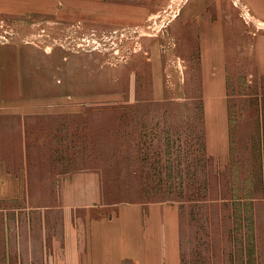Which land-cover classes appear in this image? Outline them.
<instances>
[{
	"label": "rangeland",
	"instance_id": "1",
	"mask_svg": "<svg viewBox=\"0 0 264 264\" xmlns=\"http://www.w3.org/2000/svg\"><path fill=\"white\" fill-rule=\"evenodd\" d=\"M0 43L23 109L0 116V264H69L70 228L124 204L178 209L182 264H264V0H0Z\"/></svg>",
	"mask_w": 264,
	"mask_h": 264
},
{
	"label": "crops",
	"instance_id": "2",
	"mask_svg": "<svg viewBox=\"0 0 264 264\" xmlns=\"http://www.w3.org/2000/svg\"><path fill=\"white\" fill-rule=\"evenodd\" d=\"M12 51L8 45L0 43V95H5V90L11 88L12 74L20 71V55H12ZM16 108L1 106L0 116L7 118L14 112L21 114L22 107ZM203 112L206 157L217 166L226 165L234 147L230 109L223 100L206 105ZM176 209L157 204H124L117 207L114 216L86 218V238L70 228L68 263L182 264L181 225Z\"/></svg>",
	"mask_w": 264,
	"mask_h": 264
}]
</instances>
